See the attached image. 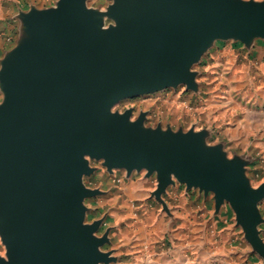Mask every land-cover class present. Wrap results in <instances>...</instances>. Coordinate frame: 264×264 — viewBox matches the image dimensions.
<instances>
[{"label":"water","instance_id":"water-1","mask_svg":"<svg viewBox=\"0 0 264 264\" xmlns=\"http://www.w3.org/2000/svg\"><path fill=\"white\" fill-rule=\"evenodd\" d=\"M31 43L0 75V264H99L97 225L85 221L82 178L93 168L157 172L160 193L174 177L211 189L235 208L254 248L259 192L236 165L200 149L196 135L147 128L113 111L126 97L189 79L207 40L264 29V1L58 0L24 12ZM106 18L114 22L105 28ZM23 26V27H24Z\"/></svg>","mask_w":264,"mask_h":264},{"label":"rangeland","instance_id":"rangeland-1","mask_svg":"<svg viewBox=\"0 0 264 264\" xmlns=\"http://www.w3.org/2000/svg\"><path fill=\"white\" fill-rule=\"evenodd\" d=\"M53 2L56 5L58 0ZM113 2L86 0L89 8L101 11ZM32 6L38 7L35 3ZM28 10L18 7L17 12L0 20V75L7 64L16 62L17 52L31 43L35 30L23 23ZM113 22L106 18L105 28ZM260 46H264L263 28L248 31L243 37L207 40L188 65V80L161 83L153 90L126 97L113 111L127 113L131 121L142 120L150 129L196 135L200 149L225 164L236 165L245 187L260 194L251 220L264 241V142L260 127L253 125L256 133L245 141H236L232 133L246 112L264 113L262 78L258 71L248 73L242 66L244 61L255 59ZM4 99L0 84V104ZM88 160L93 170L82 178L91 192L83 200L85 221L96 224V235L105 239L100 249L107 258L99 264H243L246 255L242 249L248 246L264 262L235 208L215 191L174 177L159 193L157 172L110 168L104 159ZM0 256H6L1 236Z\"/></svg>","mask_w":264,"mask_h":264},{"label":"crops","instance_id":"crops-1","mask_svg":"<svg viewBox=\"0 0 264 264\" xmlns=\"http://www.w3.org/2000/svg\"><path fill=\"white\" fill-rule=\"evenodd\" d=\"M33 3H35L38 7H43L46 5H54L53 0H0L1 22H2V18L8 16L9 14L12 15L15 12H17L18 7H22V10H28ZM6 25L8 26V28L10 27V23L7 22ZM257 52L259 54H257ZM257 52L255 53L256 55L254 54L255 59L253 61H251L250 63H248V61H244V64L242 66L244 67V70H248V73L251 70L253 72L255 71L259 72V78L260 77L262 78L260 84V92L264 94V46H260ZM248 73L247 75L252 77V74H248ZM253 125H257L258 127H260L259 132H261V136L263 138L262 141L264 142V113L253 110L248 111V113L246 112L245 115L241 117L239 122L233 128L232 133L236 135V137L234 136L236 141H245L250 138L252 139V135L256 133V127H253ZM135 192L139 193L140 191L135 189ZM242 251L246 255L243 264H264L263 260L259 256L254 255L252 253L249 246L244 247ZM246 261H248V263ZM235 264H239V263L235 262Z\"/></svg>","mask_w":264,"mask_h":264}]
</instances>
